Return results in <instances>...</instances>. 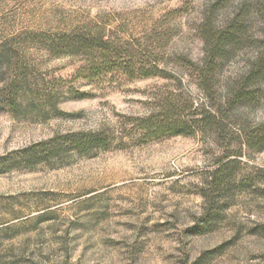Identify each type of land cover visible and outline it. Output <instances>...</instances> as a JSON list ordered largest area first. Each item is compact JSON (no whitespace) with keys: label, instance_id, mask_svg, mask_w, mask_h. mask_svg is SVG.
<instances>
[{"label":"rangeland","instance_id":"1","mask_svg":"<svg viewBox=\"0 0 264 264\" xmlns=\"http://www.w3.org/2000/svg\"><path fill=\"white\" fill-rule=\"evenodd\" d=\"M263 62L264 0H0V264H264Z\"/></svg>","mask_w":264,"mask_h":264},{"label":"trees","instance_id":"2","mask_svg":"<svg viewBox=\"0 0 264 264\" xmlns=\"http://www.w3.org/2000/svg\"><path fill=\"white\" fill-rule=\"evenodd\" d=\"M237 28L235 25L230 27L227 30L221 31L216 34H212L210 26L203 29V34L205 38L207 39L209 45H210V51L208 52V56L206 57L205 62V70L202 69V79L204 80V85L206 87L213 86V81L215 79V75L220 67V58H223L225 56V49L228 44H233L237 40ZM258 73L263 74L264 73V62L257 70ZM159 73H154L152 71H149L148 73H145L142 75L143 77H150V76H158ZM97 140L84 138L77 141V144L83 148H89L92 149L95 146H97L96 143ZM84 149V150H85ZM82 152V151H81Z\"/></svg>","mask_w":264,"mask_h":264}]
</instances>
